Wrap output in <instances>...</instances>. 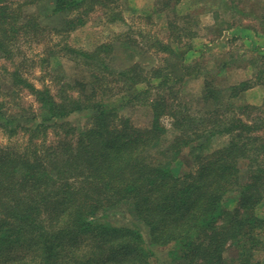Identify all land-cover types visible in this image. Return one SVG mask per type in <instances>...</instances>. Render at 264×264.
<instances>
[{"label": "trees", "instance_id": "16d2710c", "mask_svg": "<svg viewBox=\"0 0 264 264\" xmlns=\"http://www.w3.org/2000/svg\"><path fill=\"white\" fill-rule=\"evenodd\" d=\"M117 2L0 0V58L14 53L23 58L25 38L67 37L96 8L121 24ZM169 2L160 0L157 11L176 16L178 1ZM33 5L41 11L26 13ZM168 20L169 30L178 29ZM256 20L262 33L244 40L250 53L240 56L248 61L251 78L225 87L217 86L215 77L229 63L202 71L180 57L184 52L177 54V37L155 39L166 65L149 68L134 61L114 68L117 54L132 59L142 45L124 33L115 37V47L101 43L80 50L64 43L63 50L89 73L87 82L76 83L82 87L76 95L65 86L56 94L36 87L19 69L22 58L14 63L15 69L6 71L10 93L0 96V131L28 134L35 143L31 151L29 144L20 151L0 149V264H151L150 247H166L169 264H260L264 216L256 209L264 203V111L242 96L264 87V4ZM170 56L178 57L179 73L167 72ZM185 75L203 78L199 95L187 103L179 95ZM15 88L38 102V117L8 113L6 98ZM112 98L118 99L109 104ZM135 107L149 111L144 126L119 112ZM73 113L87 122L65 131ZM164 117L171 119V140ZM49 129L63 131L55 145L39 147L38 134ZM221 137L226 143L210 150ZM185 152L190 170H182L179 161ZM117 208L138 228L111 223L106 212ZM141 228L148 231L147 240ZM229 247L234 253L226 257Z\"/></svg>", "mask_w": 264, "mask_h": 264}, {"label": "rangeland", "instance_id": "374dc122", "mask_svg": "<svg viewBox=\"0 0 264 264\" xmlns=\"http://www.w3.org/2000/svg\"><path fill=\"white\" fill-rule=\"evenodd\" d=\"M159 1L118 0L117 9L121 11L120 17L125 20L121 24L109 21L103 11L96 8L86 18L85 24L69 32L67 37L62 33H51L41 40L38 38L39 41H29L25 38L26 44L25 46L23 44L21 50L23 58L16 56L15 53L0 58V96L3 93L5 95L10 93L6 87L13 85V83L6 71H13L15 69L14 63L18 64L21 58L19 69L22 75L36 87H48L52 93L56 94L57 92L60 93L59 89L65 86L66 91L72 95L80 93L82 87H79L76 83L87 82L89 73L82 63H76L68 52L63 50V44L67 43L80 50H92L101 43H111L115 47V37L120 33H124L130 40H135L142 45H140L141 48L137 47L136 51L133 52L136 56H131L132 59H126L124 53L117 54V58L113 62L114 68H123L130 65L132 61L138 62L147 68L160 65L165 67L164 56L167 57V55L156 46H153L155 39L167 42L177 37L181 41L180 46L173 44V47H176L177 54L180 56L179 53L184 52L180 57L189 60L192 65H194L193 63L197 64V67L202 71H206L204 69L207 67V70L213 72L217 70L215 63L218 64L224 61L229 63V68L220 71V74L215 77L217 86L225 87L236 84L251 76L246 69L249 65L248 61L241 59L240 56L243 53L244 55L250 53L249 47L244 45V40H256L257 33H262L256 19L262 13L264 0H177L176 16L169 11L158 13L157 9L161 10ZM169 3L173 6L175 0H170ZM40 9H42V6L33 5L27 8L26 13H38L41 11ZM215 15L217 20L214 18ZM168 17L173 19L174 25L178 26V29H175L174 32L169 30ZM22 21H24L23 16ZM231 23L232 26H230ZM42 24L48 26L50 22L42 20ZM245 28H250V31H245ZM250 36L251 38H249ZM125 51L131 54L130 51ZM170 58L172 61H170L169 67H166L167 72L175 71V73H179L177 65H180V63L178 57L170 56ZM43 59L45 61H42ZM202 82V77L195 76L194 78L185 75L179 94L181 102L193 101L200 93ZM67 84H69L68 87ZM72 86L76 87L70 89L69 87ZM28 93L25 89L19 91L18 88H15V92H11V96L6 98V109L10 110L8 113L11 116L16 113L25 114L26 117L30 118L40 115L41 110L38 102ZM242 97L251 105L261 106V110L264 111V87L249 89ZM117 99L112 98L109 100V104H114L110 101H116ZM120 111L121 114L129 117L136 126H144L149 118V111L146 108L135 107ZM65 121L64 124L66 125L62 127L65 131H68L69 128L83 127L87 122L82 113H73ZM162 124L168 132L167 138L171 140L174 135L171 119L164 117ZM57 130L58 133L54 129H49L47 134L39 133L36 140L39 147L55 145L59 139V133L63 131L62 129ZM226 141V138H215L210 145V150L223 146ZM33 143L35 142L30 140L28 134L9 135L0 131V149L20 151L29 144L28 150L31 151L34 149ZM179 161L183 162L182 170H190L193 166L188 160L186 152L179 157ZM125 212L127 213L126 210L117 208L106 213L109 215L110 222L114 225L138 228L132 218ZM256 214L264 216V203L257 207ZM141 232L147 240L148 231L141 228ZM150 249L152 251L151 264H169L168 249L166 247H150ZM233 253V247H229L225 255L227 257L233 255ZM259 262L264 264V258L260 257Z\"/></svg>", "mask_w": 264, "mask_h": 264}]
</instances>
